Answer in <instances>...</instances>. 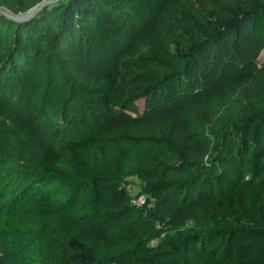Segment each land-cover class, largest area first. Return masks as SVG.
<instances>
[{
  "label": "trees",
  "instance_id": "trees-1",
  "mask_svg": "<svg viewBox=\"0 0 264 264\" xmlns=\"http://www.w3.org/2000/svg\"><path fill=\"white\" fill-rule=\"evenodd\" d=\"M122 2L60 7L52 41L82 61L88 88L41 45L44 30L0 16L15 27L0 116L18 134L58 120L24 179L58 174L66 189L61 205L0 216V234L25 235L41 264H264V0ZM132 177L148 194L139 206Z\"/></svg>",
  "mask_w": 264,
  "mask_h": 264
},
{
  "label": "rangeland",
  "instance_id": "rangeland-1",
  "mask_svg": "<svg viewBox=\"0 0 264 264\" xmlns=\"http://www.w3.org/2000/svg\"><path fill=\"white\" fill-rule=\"evenodd\" d=\"M69 0H3L0 3V16L12 21L15 24L32 23L36 31L42 32L44 38L41 45L49 47L57 52L58 58L61 59L63 70L78 85L88 88L90 85L86 75L82 72V61L74 54L62 53V47L56 46L52 41L55 30L58 28L59 11ZM95 4L107 6L114 3H123L124 0H91ZM204 18L207 23L220 20L214 14L206 12ZM54 24L51 26V23ZM2 23V22H1ZM5 25L0 26V55L8 48L6 43H10L14 37L15 27ZM200 28V26H199ZM199 34V33H198ZM198 37V35H191ZM264 61V49L258 56V62ZM105 63L111 67L115 65L114 57L105 59ZM18 72V71H17ZM16 74V71H14ZM12 76V75H10ZM10 76H8L10 78ZM8 85L0 87L3 90ZM139 105L141 101H138ZM252 109L248 98H245L236 110V117L241 118L249 113ZM52 122H58L57 116L53 113L45 114L40 118L39 128L42 130L40 135L35 129H30L24 134L15 133L11 126L0 116V216L4 214H19L22 209L37 201L50 198L62 204L66 200V189L63 183V176L52 174L50 176H41L38 181H29L31 175L24 179V172L27 165L42 153V141L50 138L46 128ZM59 172L68 173L67 160L62 154L58 163ZM180 177V176H178ZM124 185L131 195L141 196L144 200L148 197L144 191V183L141 179L132 177L124 181ZM50 193V194H49ZM142 202V203H143ZM195 223H189L182 230L187 232ZM179 231L165 233L160 239L151 242V245L169 237H176ZM10 260L16 261L17 264H41L39 254L32 247L31 242L23 234H0V264H7ZM98 264V263H94ZM101 264V263H100ZM102 264H108L103 262Z\"/></svg>",
  "mask_w": 264,
  "mask_h": 264
},
{
  "label": "built area",
  "instance_id": "built-area-1",
  "mask_svg": "<svg viewBox=\"0 0 264 264\" xmlns=\"http://www.w3.org/2000/svg\"><path fill=\"white\" fill-rule=\"evenodd\" d=\"M130 201L133 205L139 206L142 204L143 199L141 196L133 195Z\"/></svg>",
  "mask_w": 264,
  "mask_h": 264
}]
</instances>
